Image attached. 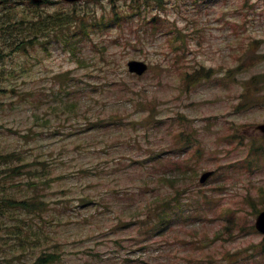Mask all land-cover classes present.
I'll return each instance as SVG.
<instances>
[{
	"label": "rangeland",
	"instance_id": "obj_1",
	"mask_svg": "<svg viewBox=\"0 0 264 264\" xmlns=\"http://www.w3.org/2000/svg\"><path fill=\"white\" fill-rule=\"evenodd\" d=\"M129 4L3 0L0 14L76 12L85 20L48 27L34 47L9 46L0 59V154L9 155L0 196L36 202H0V264H32L44 248L61 254L46 264H264V237L254 228L264 209V136L256 128L264 122V88L256 87L264 84V0L142 1L138 17L100 20ZM132 59L149 71L131 75ZM105 60L123 66L121 79ZM201 68L211 76L195 74ZM112 114L124 123L109 121ZM186 134L189 153L172 149ZM151 152L189 158L200 174L215 169L199 191L181 192L188 218L179 208L173 225L155 233L145 207L173 192L145 175ZM85 195L93 202L82 205ZM197 197L207 198L200 211L188 205Z\"/></svg>",
	"mask_w": 264,
	"mask_h": 264
},
{
	"label": "trees",
	"instance_id": "obj_2",
	"mask_svg": "<svg viewBox=\"0 0 264 264\" xmlns=\"http://www.w3.org/2000/svg\"><path fill=\"white\" fill-rule=\"evenodd\" d=\"M159 6H164V0H154ZM141 1H135L133 0L130 2L129 7L130 9H126L124 12H120V9L114 8L115 10V16L109 17L106 14H103L100 18V20L103 19L105 23L111 24L114 20L120 21L122 19L131 17V15L135 14L134 16L138 17L139 13L135 6V3H140ZM147 4H150L151 0L145 1ZM20 10L17 9H11L7 10L0 14V33L2 36H0V59L8 52V47L14 46L16 48V51H22L26 50L30 47H34L38 39L43 35V33H46L48 27H52L54 29L62 28L63 26L69 24V22H74L73 25L76 24V26L79 24L76 21L79 19V21L83 22L85 18L83 17H77L76 12L71 13H53L49 14L45 12L44 14H37V11L33 10L31 14H20ZM22 12H26V10H23ZM160 13L157 12L154 15V20L159 18ZM107 17V18H105ZM74 18L77 20L72 21ZM99 20V21H100ZM181 35V31L179 32ZM179 35V37H181ZM178 37V36H177ZM7 47L6 49H4ZM4 51L6 53H4ZM115 59L117 60L118 54H115ZM103 67H105L106 70L109 71H116V76L121 79V76L118 75L119 73H123L125 69H123V66L119 62H106V60L103 62ZM195 74H200V76H203L204 78H208L211 76V70H205L204 68L198 69ZM189 76V75H187ZM198 79L194 80V83H197ZM255 78L250 80V83L253 85L255 84ZM258 85H256L257 89L264 88V84H261L260 81H258ZM188 86V83L185 84ZM0 90H3L0 88ZM133 91V90H132ZM141 95V92L136 94V97H139ZM264 98V96H263ZM100 101V100H98ZM258 101H264L258 100ZM140 105H144L146 101L141 98L137 101ZM67 106H75V102L68 103ZM152 111V109H149ZM116 114H112L108 119L109 121H119V123L123 124L124 121L120 118H113ZM120 119V120H119ZM180 119H175V121H179ZM108 124L106 119H99V117L95 118L96 124L99 123ZM134 121L131 120V124ZM98 127V125H97ZM180 142V141H179ZM161 150V149H160ZM163 151V149H162ZM150 159L149 162H143V165L146 166V169H150V172L148 170H145V175L151 174L152 180H157L158 182L163 181L168 183L170 186H167V188L173 192L170 196L166 197L164 200L160 201L159 199H156L155 202H151L150 205L146 206L145 209L149 211V215H146L145 222L146 225H149V231L150 232H156L159 230H156L159 226L162 229V225L165 224V227H171L173 225L172 220L175 219V212L180 208L181 212V218H188L186 215L189 212V209L186 211L183 208L185 204L182 203L181 200V192H186L187 188L193 191L197 192V189H195V185H197L198 181V174L200 168L197 167V164H193L191 159H185L182 161V159L173 160L168 159L165 160L164 157H159L158 154L156 155L154 152L150 153ZM7 157L9 155L7 154H0V163L6 164L8 162ZM159 167V172L156 171V169ZM45 168L43 167L42 170ZM41 170V171H42ZM35 173H39L38 169L34 170ZM157 172V174L155 173ZM145 176L144 174H141ZM44 174L38 175L39 178L43 179L42 177ZM178 183H181L183 188H180L177 186ZM152 182H146V187H152ZM154 189L159 188L158 185L153 186ZM6 192V191H5ZM204 200H207L206 197L201 198L197 197L194 198L191 202H187L188 205H198L200 211L204 206ZM5 201L6 203L9 202L11 204L19 205L22 207H27L30 202L36 203L33 198H29L27 200H15L10 195L0 196V202ZM91 202H93V198L90 195H85L81 197V203L82 205H88ZM210 203V202H209ZM208 203V204H209ZM183 206V207H182ZM4 208H0V213H2ZM186 213V214H185ZM182 220V219H181ZM142 223V222H141ZM19 227V225L17 226ZM160 229V231H161ZM163 234V233H161ZM192 234V232H190ZM20 233H18V236ZM192 242H197V240L192 239ZM61 257V254L56 252H47V249L42 250V254L39 255L38 260L33 262L32 264H46V263H54L58 261Z\"/></svg>",
	"mask_w": 264,
	"mask_h": 264
},
{
	"label": "water",
	"instance_id": "obj_3",
	"mask_svg": "<svg viewBox=\"0 0 264 264\" xmlns=\"http://www.w3.org/2000/svg\"><path fill=\"white\" fill-rule=\"evenodd\" d=\"M71 1H74V0H71ZM129 65H130V70H131V71H136V72H138V73H142V72H144V71L146 70V68H147V65H146L145 63L141 62V61H135V60H133V61H131V62L129 63ZM258 127H259L262 131H264V124H261V125H259ZM208 175H209V173H206V174L203 176V178L207 177ZM257 227H258L260 230L264 231V212L261 213V215H260L259 218H258V221H257Z\"/></svg>",
	"mask_w": 264,
	"mask_h": 264
}]
</instances>
